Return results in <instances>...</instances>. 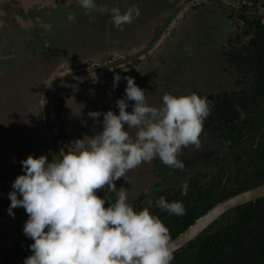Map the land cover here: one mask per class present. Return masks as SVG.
<instances>
[{"label":"rangeland","instance_id":"1","mask_svg":"<svg viewBox=\"0 0 264 264\" xmlns=\"http://www.w3.org/2000/svg\"><path fill=\"white\" fill-rule=\"evenodd\" d=\"M97 5L139 8L140 15L116 28L110 13L85 10L78 0H0V199L10 201L12 183L23 172L21 160L29 154L51 161L74 140L102 131L103 113L118 114L117 100L126 99V77L144 89L152 106L161 107L166 93L194 92L211 109L199 147L188 145L178 156L183 169L156 159L115 181L128 189L135 210L148 208L163 222L171 214L157 206L162 196L169 202L179 195L205 197L222 186L223 197L261 183L263 172L251 158L261 152L264 133L251 130L250 121L231 148L223 133L230 121L264 103V47L252 68L246 62L239 68L228 58V52L264 41V0H97ZM116 74L121 79L113 87ZM133 104L128 101V111ZM97 110L99 119L88 115ZM97 194L116 199L107 187ZM7 209L0 203V264H23L32 254L23 244L25 237L32 240L23 232L28 215L13 209V217ZM236 213L226 212L208 231ZM263 216L264 203L253 234ZM249 256L236 247L220 264H245Z\"/></svg>","mask_w":264,"mask_h":264},{"label":"clouds","instance_id":"2","mask_svg":"<svg viewBox=\"0 0 264 264\" xmlns=\"http://www.w3.org/2000/svg\"><path fill=\"white\" fill-rule=\"evenodd\" d=\"M85 10L110 13L122 28L139 17V8L98 6L97 0H78ZM121 77H113L116 87ZM125 98L118 99L116 114L103 113L102 131L74 140L59 158L29 154L21 160L22 174L8 194V213L23 207L28 215L24 234L31 238V255L23 264H172L175 248L168 227L148 208L135 210L128 189L115 181L156 159L183 169L178 159L188 145L199 147L203 124L211 109L196 93L164 94L162 106L150 105L144 89L126 77ZM128 101H134L128 111ZM99 119L100 111L88 114ZM134 129V135L129 131ZM107 187L112 201L98 195ZM186 185H182V190ZM108 204L105 207V204ZM162 211L182 216L181 201H156Z\"/></svg>","mask_w":264,"mask_h":264},{"label":"trees","instance_id":"3","mask_svg":"<svg viewBox=\"0 0 264 264\" xmlns=\"http://www.w3.org/2000/svg\"><path fill=\"white\" fill-rule=\"evenodd\" d=\"M258 45L245 46L240 50H235V52H228L229 62L239 68L241 64L246 62L248 67L251 66L252 68V64L263 56L261 48L264 47V41L258 43ZM226 116H229L228 112H226ZM250 121L254 122L251 130L264 133V103L260 109L244 112L235 122L230 121L229 128L223 133V140L229 148L235 144L237 137ZM251 161L257 164L264 175V143L261 145V152L253 156ZM263 182L264 180L261 183ZM242 190L220 197L223 188L222 186H217L205 197L179 195L177 201L183 202L186 209L185 214L182 216L171 214L166 216L163 221L169 229L171 238L182 232L215 203ZM0 203L5 206L10 205V201L5 199H0ZM263 203L264 197L230 210L237 211L232 221L213 231H208L210 230L209 226L197 238L174 252L172 264H220L223 255H232L236 247H239L242 251H249L250 256L245 264H264V216L256 233L253 234L251 232L257 225ZM15 209L26 212L23 207ZM174 229L177 231L171 235ZM31 243H33L32 240L27 241L26 237L23 239V244L27 248H30Z\"/></svg>","mask_w":264,"mask_h":264},{"label":"water","instance_id":"4","mask_svg":"<svg viewBox=\"0 0 264 264\" xmlns=\"http://www.w3.org/2000/svg\"><path fill=\"white\" fill-rule=\"evenodd\" d=\"M262 197H264V182L237 192L215 203L182 232L171 238L175 251L197 238L226 212Z\"/></svg>","mask_w":264,"mask_h":264}]
</instances>
